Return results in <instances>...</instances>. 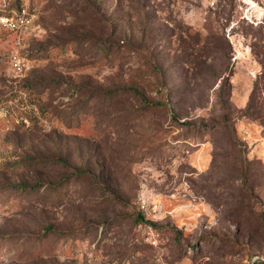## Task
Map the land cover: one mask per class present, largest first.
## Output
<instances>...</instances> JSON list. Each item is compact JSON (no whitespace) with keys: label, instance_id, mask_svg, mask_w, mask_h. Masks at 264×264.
Masks as SVG:
<instances>
[{"label":"rangeland","instance_id":"1","mask_svg":"<svg viewBox=\"0 0 264 264\" xmlns=\"http://www.w3.org/2000/svg\"><path fill=\"white\" fill-rule=\"evenodd\" d=\"M21 4L0 264H264V0Z\"/></svg>","mask_w":264,"mask_h":264},{"label":"built area","instance_id":"2","mask_svg":"<svg viewBox=\"0 0 264 264\" xmlns=\"http://www.w3.org/2000/svg\"><path fill=\"white\" fill-rule=\"evenodd\" d=\"M30 14L31 13L27 12L25 9L16 12L5 11L0 14V28L5 31H16L28 23Z\"/></svg>","mask_w":264,"mask_h":264},{"label":"trees","instance_id":"3","mask_svg":"<svg viewBox=\"0 0 264 264\" xmlns=\"http://www.w3.org/2000/svg\"><path fill=\"white\" fill-rule=\"evenodd\" d=\"M21 9H25L27 12L31 13L33 12V9L29 6V4L27 5H19L17 8L13 9V10H10V12H13V11H20ZM161 104H156V106H160ZM78 173H83V171H78ZM16 188H20L21 190H26L28 189L25 185H18L16 186ZM137 221L139 222H143V223H146V221L144 220V218L141 216V215H137L136 217ZM150 225H152L151 223H148Z\"/></svg>","mask_w":264,"mask_h":264}]
</instances>
